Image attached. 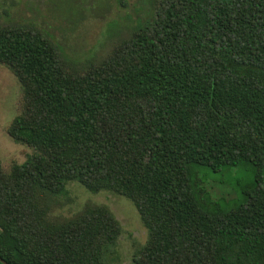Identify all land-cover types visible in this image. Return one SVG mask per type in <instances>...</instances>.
<instances>
[{"label": "trees", "instance_id": "1", "mask_svg": "<svg viewBox=\"0 0 264 264\" xmlns=\"http://www.w3.org/2000/svg\"><path fill=\"white\" fill-rule=\"evenodd\" d=\"M0 65L21 92L6 134L32 152L0 167L4 262L117 264L104 207L43 218L36 192L77 182L132 203L149 232L135 264H264V0H151L80 70L46 34L0 25ZM243 165L252 180L214 201L200 172Z\"/></svg>", "mask_w": 264, "mask_h": 264}, {"label": "rangeland", "instance_id": "2", "mask_svg": "<svg viewBox=\"0 0 264 264\" xmlns=\"http://www.w3.org/2000/svg\"><path fill=\"white\" fill-rule=\"evenodd\" d=\"M150 1L0 0V25L29 26L46 34L80 70L106 58L144 16ZM20 96L16 79L0 65V167L3 171L12 164H21L32 154L6 134L9 122L18 113ZM200 177L207 189L209 183L213 184L217 197L210 192L211 198L222 203V197L246 187L252 180V171L243 165L220 173L201 171ZM36 197L44 209V220L54 224L75 218L86 204L104 207L119 227L114 249L117 264H135L134 258L149 241L148 229L132 203L117 194L89 193L77 182H68L62 195L38 191Z\"/></svg>", "mask_w": 264, "mask_h": 264}, {"label": "water", "instance_id": "3", "mask_svg": "<svg viewBox=\"0 0 264 264\" xmlns=\"http://www.w3.org/2000/svg\"><path fill=\"white\" fill-rule=\"evenodd\" d=\"M0 264H7V263L4 262V261L0 258Z\"/></svg>", "mask_w": 264, "mask_h": 264}]
</instances>
